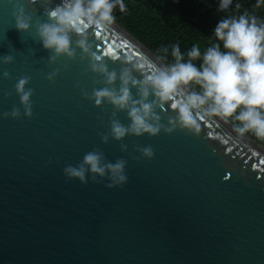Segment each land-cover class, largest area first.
Wrapping results in <instances>:
<instances>
[{"label":"water","instance_id":"95a60500","mask_svg":"<svg viewBox=\"0 0 264 264\" xmlns=\"http://www.w3.org/2000/svg\"><path fill=\"white\" fill-rule=\"evenodd\" d=\"M60 4L19 0L30 26L18 31L13 5L0 0V264H264V147L219 118L197 117L198 133L183 127L173 100L151 89L145 102L160 131L114 139L112 122L128 127V110L96 105L94 90L118 92L125 68L142 81L167 66L115 23L87 30L89 53L72 33L74 56H56L37 28ZM137 62H145L143 71L133 68ZM93 63L117 79L109 85ZM22 77L33 90L30 117L15 89ZM129 90L141 98L139 86ZM191 91L185 86L174 100ZM14 108L19 116L4 115ZM90 151L102 153L104 164L125 161L127 181L108 188L107 173H87V183L68 179L63 169Z\"/></svg>","mask_w":264,"mask_h":264},{"label":"clouds","instance_id":"9594fccd","mask_svg":"<svg viewBox=\"0 0 264 264\" xmlns=\"http://www.w3.org/2000/svg\"><path fill=\"white\" fill-rule=\"evenodd\" d=\"M13 5V17L18 31L27 30L30 26V17L24 14V8L19 5V0H7ZM232 4V0H220L219 9L226 10ZM264 5V0H257L256 7ZM119 7L121 12L126 10L124 0H61V4L48 10L50 23L40 24L37 35L45 49H50L56 56L66 54L74 56L71 45V34L81 37L76 43L83 53L90 52L87 44L86 33L89 28L106 29L115 22L114 9ZM239 7V5H237ZM99 36V32H96ZM214 37L219 43L208 46L203 54L200 46L194 44L187 52V61L181 52L180 45L172 46L171 55L175 63L166 68L155 70L144 77L142 81L135 80L128 68L120 74V88L117 92L113 88L105 87L94 90L93 97L96 105L107 101L119 109H127L131 124L124 127L118 121H113L111 134L114 139H122L132 133L137 136L143 133L156 135L160 131L158 124L151 121H159L155 115L153 104L145 102L152 94L161 101L173 100L171 108L176 109L178 119L183 127L200 131V120L206 117L219 118L225 123L234 120L239 122L233 130L244 136L251 133L258 140L264 141V25H258L255 16L240 15L238 18H224L218 21L214 29ZM223 49V50H222ZM167 51V48L164 49ZM94 61H101L102 56L91 52ZM202 59V64L197 67L192 61ZM11 56L3 57L4 63L11 62ZM130 62L132 57H128ZM148 67H154L148 64ZM94 72L105 74L106 82L110 85L117 79L115 72H108L103 64L93 63ZM133 68L143 71L145 62L133 64ZM8 76V73H4ZM55 73L48 79L51 80ZM29 78L22 77L15 85L20 102L25 106V115L31 116L30 97L32 89H25ZM129 84L139 86L140 99L134 100L130 94ZM198 85L199 91L188 92L183 100H174L185 86ZM162 106V105H161ZM239 109V111H237ZM195 113V115H194ZM13 118L19 116V111L13 109ZM171 131V129H168ZM211 137V133L208 134ZM107 142V137H102ZM227 143V141H224ZM232 149H227L231 152ZM143 154L152 157L151 148L143 149ZM227 154V153H226ZM102 153L90 151L86 153L78 166H66L63 169L68 179H78L81 183H87L86 174L92 173L99 176L109 174L114 183L107 185L112 188L117 184L122 185L127 181L123 174L125 161L116 163H102Z\"/></svg>","mask_w":264,"mask_h":264},{"label":"trees","instance_id":"16d2710c","mask_svg":"<svg viewBox=\"0 0 264 264\" xmlns=\"http://www.w3.org/2000/svg\"><path fill=\"white\" fill-rule=\"evenodd\" d=\"M220 0H124L126 10L114 9L115 24L126 31L165 66L175 63L171 55L172 46L180 45L184 60L194 44H198L203 54L213 43L214 29L219 20L238 18L240 15L255 16L258 25H264V5L256 7L257 0H232L228 9H219ZM239 5V7H237ZM167 48V51L164 49ZM223 50V49H222ZM197 67L202 59L192 61ZM194 91L199 86L189 85ZM239 111V109L237 110ZM233 127L237 121L229 122ZM249 139L264 147V141L251 133Z\"/></svg>","mask_w":264,"mask_h":264},{"label":"snow or ice","instance_id":"6c2138e0","mask_svg":"<svg viewBox=\"0 0 264 264\" xmlns=\"http://www.w3.org/2000/svg\"><path fill=\"white\" fill-rule=\"evenodd\" d=\"M262 163H264V161H261ZM228 179V177H225V180H227Z\"/></svg>","mask_w":264,"mask_h":264}]
</instances>
